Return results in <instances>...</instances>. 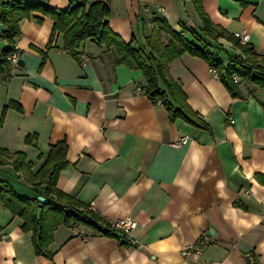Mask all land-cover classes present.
Listing matches in <instances>:
<instances>
[{
  "label": "crops",
  "instance_id": "0c3cea01",
  "mask_svg": "<svg viewBox=\"0 0 264 264\" xmlns=\"http://www.w3.org/2000/svg\"><path fill=\"white\" fill-rule=\"evenodd\" d=\"M22 1L65 9L76 0ZM192 1L110 0L108 25L148 51L154 28L168 39L162 22L175 31L201 27ZM201 4L213 23L247 33V43L264 54V0ZM18 24L19 63L9 76L0 73V117L6 107L0 147L23 151L35 171L49 145L65 140L57 187L107 222L130 215L137 226L124 245L83 224H61L47 245L51 254H38L21 218L0 202V264H264L263 89L240 83L243 96L232 97L205 60L182 53L167 64L168 73L209 129L171 120L160 100L141 90V71L115 63L103 44L82 41L78 51L88 57L82 64L63 49L60 32L46 47L50 16L33 10ZM217 43L239 52L224 38ZM7 45L0 38V50ZM27 134L35 135L30 144ZM183 135L187 141L176 144ZM0 180L21 195H37L10 164H0ZM206 235L197 258L183 256L184 244Z\"/></svg>",
  "mask_w": 264,
  "mask_h": 264
},
{
  "label": "trees",
  "instance_id": "16d2710c",
  "mask_svg": "<svg viewBox=\"0 0 264 264\" xmlns=\"http://www.w3.org/2000/svg\"><path fill=\"white\" fill-rule=\"evenodd\" d=\"M109 2L110 0H76L71 6L62 9L22 0H0V22L3 24L0 38L8 44L0 50V73L4 76L10 75L11 66L7 55L15 49L14 37L19 33V21L28 17L31 11L39 10L53 19L47 48L50 47L53 34L60 32L63 49L77 62H81L78 47L82 41L91 38L96 43L103 44L107 50L114 53L115 63H123L141 71L145 82L141 90L153 101L160 100L167 108L171 120L179 116L209 129L188 106L180 84L168 73L167 64L185 52L205 60L232 97L243 96L239 88L240 83L264 90V54L256 53L251 44L240 42L233 33L213 23L202 9V0H193L201 20L199 29L184 25L181 31H175L162 22L161 28L168 35V39L164 42L159 30L154 28L152 34L146 37L148 51L134 47L111 30L107 20ZM219 37L231 42L239 52H226L222 45L217 43ZM221 55L224 56L223 59ZM44 58L45 54L42 53V60ZM159 81L164 89L159 88ZM34 136L27 134L24 142L30 144ZM66 150L65 140L50 144L44 160L33 171L32 164L26 160L23 151L10 152L0 147V164L12 165L14 170L23 174L30 188L47 200L39 205L36 197L21 195L8 182L0 180V202L12 215L21 218V229L31 232L35 252L38 254H51L47 245L52 240L53 231L61 224H83L128 245L130 242L125 233L112 228L110 222L104 220L89 205L57 187L59 172L67 163ZM37 156L41 158L43 154L39 152ZM252 264L259 263L254 260Z\"/></svg>",
  "mask_w": 264,
  "mask_h": 264
},
{
  "label": "built area",
  "instance_id": "2783aa9c",
  "mask_svg": "<svg viewBox=\"0 0 264 264\" xmlns=\"http://www.w3.org/2000/svg\"><path fill=\"white\" fill-rule=\"evenodd\" d=\"M234 35L242 43H246L248 40L247 33L235 32ZM80 57H81L80 63L82 64L88 60V57L84 54H81ZM7 60L10 66H15L19 63V52L16 47L13 51H11L7 55ZM235 80H237L236 77H235ZM227 121L229 123H232L233 119L228 117ZM187 139L188 137L186 135H183L179 138V141L176 142V144H184L187 141ZM110 226L125 234H128L132 229H134L137 226V220L134 217L128 215V216L120 217V218L110 221ZM207 241H208V236L206 235V236H203L202 238L195 240L194 242L184 244L181 247V253L185 257L197 258L202 253L204 244Z\"/></svg>",
  "mask_w": 264,
  "mask_h": 264
},
{
  "label": "water",
  "instance_id": "95a60500",
  "mask_svg": "<svg viewBox=\"0 0 264 264\" xmlns=\"http://www.w3.org/2000/svg\"><path fill=\"white\" fill-rule=\"evenodd\" d=\"M2 29H3V24L0 22V33H1ZM36 199L39 201V205H41L42 203H45L47 201L46 198L42 195H37Z\"/></svg>",
  "mask_w": 264,
  "mask_h": 264
},
{
  "label": "rangeland",
  "instance_id": "374dc122",
  "mask_svg": "<svg viewBox=\"0 0 264 264\" xmlns=\"http://www.w3.org/2000/svg\"><path fill=\"white\" fill-rule=\"evenodd\" d=\"M192 3L194 4V2L192 1Z\"/></svg>",
  "mask_w": 264,
  "mask_h": 264
}]
</instances>
